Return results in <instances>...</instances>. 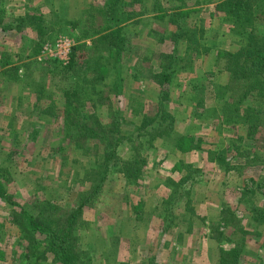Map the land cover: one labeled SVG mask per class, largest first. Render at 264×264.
Masks as SVG:
<instances>
[{
  "label": "rangeland",
  "instance_id": "obj_1",
  "mask_svg": "<svg viewBox=\"0 0 264 264\" xmlns=\"http://www.w3.org/2000/svg\"><path fill=\"white\" fill-rule=\"evenodd\" d=\"M220 1L124 0L108 19L107 0H0L1 181L59 230L81 208L73 234L88 264H264V225L249 211L264 208V118L226 120L237 119L227 54L247 40ZM32 15L42 41L23 23ZM160 53L180 62L166 84L173 128L153 136L140 126L159 110ZM250 99L241 114L264 108ZM80 116L94 130L73 133ZM114 118L122 136L106 127ZM11 207L0 195V264H56L50 251L26 257ZM37 237L40 254L50 239Z\"/></svg>",
  "mask_w": 264,
  "mask_h": 264
},
{
  "label": "trees",
  "instance_id": "obj_2",
  "mask_svg": "<svg viewBox=\"0 0 264 264\" xmlns=\"http://www.w3.org/2000/svg\"><path fill=\"white\" fill-rule=\"evenodd\" d=\"M122 1L124 0H107L104 7V14L108 19H114L118 10L117 5ZM262 3H264L263 0H222L215 5L216 10L222 14L224 22L231 25L234 33L247 40L239 51L227 54L230 59V64L226 69L232 72V80L231 83L224 86V88L230 90L232 93L231 96L233 101L229 102L227 106H235L233 113L237 116V119H233L231 115H227V121L235 120L238 122L241 120L249 123L254 121V118H264V108L257 110L248 108L244 110L243 114H241L242 103L246 101L249 102L251 100L250 98L264 99V47L260 43L261 41H264V37L258 36L255 33V24L257 17L260 14V10H262ZM22 20L24 21L23 23H31L34 25L38 32L39 40L42 41L45 30L42 15H32L28 18L24 17ZM119 32V29L115 31L118 38L120 34ZM182 35L184 36L183 32L179 33V35L177 34L176 37L179 38ZM35 45L36 51L38 52L41 48L40 42ZM159 55L161 59L160 70L158 69L152 73V79H154V81L162 88L158 101L159 110L155 112L154 115L144 116L142 125L140 126L147 130L146 134L154 133L155 135L153 136L162 135L167 132L169 133L173 128L174 118H171L173 115L169 112V109L167 108L168 105L165 104L171 101L170 91L167 89L166 84L169 83L170 79L175 75V65L180 62V56L175 55L174 53H160ZM241 88L244 89L241 90ZM66 112V115L68 116H71L72 113L75 114V111L68 107ZM82 117L85 116H80L78 122L74 123L72 126L68 125V128H70L73 133L80 134L86 133L87 130H94L93 127L88 126L86 120H80ZM152 117L154 118V121L150 120ZM113 125L115 127L114 130L120 134L121 131L118 128L119 122L116 118L113 119L112 124H108L106 127H111ZM119 136L122 135L120 134ZM117 138L118 137L116 136H110V140H117ZM111 144L112 143H109V146ZM105 150H107L105 151V156L107 158L108 154L113 149L107 148ZM0 195L3 196L12 206L10 213L11 221L19 226L21 231H23L28 238L25 247L27 258H32L37 255L36 258L38 260L45 259L46 253L50 251L54 256L53 263L88 264V262L81 259L79 255V247H76L75 245L76 235L73 234L77 221L82 213L81 208L78 207L77 209H71L66 216V219L62 221L65 226L59 230V226L56 225L59 222L49 216L45 217L41 211L37 215L25 211L20 206V203L17 202L11 194L7 193V190L1 181V175ZM16 207H20V209H16ZM249 211L253 220L264 225V208L253 205ZM39 234H44L50 239L45 247L46 251L40 254L37 253L38 251L36 249V243L39 240V237L37 236Z\"/></svg>",
  "mask_w": 264,
  "mask_h": 264
}]
</instances>
